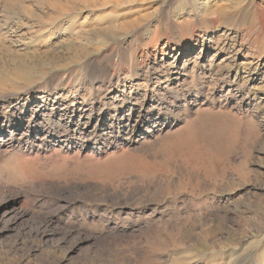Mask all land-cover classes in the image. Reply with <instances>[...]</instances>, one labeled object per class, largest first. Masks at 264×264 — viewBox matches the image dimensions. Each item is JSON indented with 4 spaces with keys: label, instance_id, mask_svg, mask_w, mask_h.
<instances>
[{
    "label": "rangeland",
    "instance_id": "rangeland-1",
    "mask_svg": "<svg viewBox=\"0 0 264 264\" xmlns=\"http://www.w3.org/2000/svg\"><path fill=\"white\" fill-rule=\"evenodd\" d=\"M145 1L0 0V219L73 241L0 221V264L264 260V0Z\"/></svg>",
    "mask_w": 264,
    "mask_h": 264
},
{
    "label": "bare ground",
    "instance_id": "bare-ground-1",
    "mask_svg": "<svg viewBox=\"0 0 264 264\" xmlns=\"http://www.w3.org/2000/svg\"><path fill=\"white\" fill-rule=\"evenodd\" d=\"M209 1H212V0H209ZM232 1V0H231ZM234 1V0H233ZM232 1V2H233ZM144 2H146L145 0H117V3H118V5H121V6H128V7H131V8H140V7H143V6H136V5H144L143 3ZM149 2V1H148ZM231 2V3H232ZM98 4V3H97ZM230 5V4H229ZM233 5H235V4H233ZM94 6H96V5H94ZM105 6V5H104ZM110 5H108V7H109ZM146 6V5H145ZM198 6L200 7V8H206V10L207 9H209V11H211L212 9H211V7H209V5L207 4V2H204V0L203 1H201L200 3H198ZM231 6V5H230ZM114 7V6H113ZM214 8V7H213ZM98 9V8H97ZM101 9H103V8H101ZM105 9V8H104ZM130 9V8H129ZM90 10L91 9H87V8H80V9H71V10H64L63 11V13L62 14H60L59 16H55V17H52L51 19H50V21H49V23L51 22L52 24L53 23H57V20H59V19H62V17H64V16H67V15H71V14H73V13H78V12H90ZM95 10V9H94ZM111 10V9H110ZM230 10V8L227 6V4H225L224 6H221V7H218V6H216L215 7V10L213 9V12H217V13H219V14H221V13H225V12H227V11H229ZM232 10V9H231ZM60 12H61V10H60ZM91 12H92V10H91ZM128 12V11H127ZM206 12V11H205ZM209 13V12H208ZM212 14V13H211ZM218 15V14H217ZM144 16V15H143ZM146 17V16H145ZM41 18V17H40ZM137 18V17H136ZM133 19V18H132ZM47 20V19H46ZM138 19H133V20H131L130 22L128 21V22H124L123 24H121V30H123V29H126L128 26H130V27H132L133 25H135V26H139V25H143V24H139L138 23V21H137ZM45 21V20H44ZM46 22V21H45ZM115 22V21H114ZM145 23V22H144ZM7 25V24H6ZM100 30H102V29H100ZM109 30V29H108ZM97 31H99V30H97ZM110 31V30H109ZM108 31V32H109ZM118 31H119V29H118ZM95 33V32H94ZM21 34V33H20ZM92 34V33H91ZM93 35V34H92ZM114 33L112 34H107V33H105V31H104V33H102L101 32V34L99 33V34H97V35H93L95 38H96V41H97V48L100 50L101 49V47L103 46V45H105V43L108 41V40H111V39H115V37H114ZM85 38V37H84ZM94 41V40H93ZM109 43V42H108ZM85 47V46H84ZM72 48V47H71ZM68 53V52H67ZM89 54V53H88ZM81 55H83V54H81ZM71 61H74V59H70ZM69 60V61H70ZM66 63V62H65ZM244 64V63H243ZM34 67V66H33ZM15 68V67H14ZM20 72L18 73L17 72V75H20V76H26V75H29L30 74V71H31V69L28 67V66H24V67H21L20 68V70H19ZM100 73V72H99ZM101 74V73H100ZM98 77V76H97ZM246 78V77H245ZM165 103V102H164ZM175 108H177V106L175 105V106H173V109H175ZM166 110V109H165ZM14 112V111H13ZM39 112V111H38ZM35 114V113H34ZM36 116L37 117H39L40 115L37 113L36 114ZM32 117H33V115H32ZM30 121H32V119L30 120ZM102 121V120H101ZM17 124V123H16ZM70 124V123H69ZM146 125L148 126V125H150V123H145L144 124V127H146ZM1 126L2 125H0V128H1ZM72 126V125H71ZM86 127V126H85ZM95 128V127H94ZM152 128V127H151ZM113 129V128H112ZM2 130V128L0 129V131ZM22 135V134H21ZM93 137V136H92ZM91 137V138H92ZM21 138V137H20ZM23 138V137H22ZM89 138V137H88ZM88 138H87V140H88ZM48 139V138H47ZM90 139V138H89ZM36 145H37V143H36ZM40 145V144H39ZM18 155V154H17ZM89 190V188H76V189H68L67 191H58L59 193H58V195H61L60 197H62V198H65V197H70L72 194H70V192H77V193H82V192H87ZM62 192V193H61ZM64 196V197H63ZM14 198H16L17 199V196L16 197H14ZM66 198V199H67ZM15 199V200H16ZM5 199H2V200H0V205L2 204V203H4L5 201H4ZM69 200V199H68ZM52 201V200H51ZM69 201H71V200H69ZM39 206V205H38ZM46 208V207H45ZM43 209V208H42ZM62 209V208H61ZM60 209V210H61ZM24 210V209H23ZM21 208H19V206L18 207H16V201L14 202V204L13 205H11V206H7L6 208H5V210L3 211V213L1 214V219H0V221H4L6 224H5V226H6V228H9L10 226H12V225H14L15 227L17 226V228H20V227H25V226H27V224H29L30 223V226H31V228H33L34 230H36L37 232H41V231H43V232H53V233H59V235H63V238H61V239H59V241L61 242V244L62 243H64V244H67V243H70V242H73V241H69V239H68V233H64V232H62V230H60L59 228H57V227H55V225H54V223H53V221L50 219V217H48L49 216V214H51V213H42V215L41 216H37V217H30V214L28 213V212H26V210L25 211H23ZM59 209L57 210V211H60ZM38 211V210H37ZM42 211H44V210H42ZM56 211V212H57ZM28 219H30V220H28ZM59 242V243H60ZM76 244H77V242L75 241L72 245L73 246H76ZM223 245V244H222ZM72 246V247H73ZM88 246H90V248H92V245H88ZM220 246V245H219ZM214 248V247H213ZM220 249H226V248H228L227 246H221V247H219ZM246 249H248V248H246ZM246 249H244V250H246ZM191 252V251H190ZM225 254V253H224ZM223 255V254H222ZM242 255H243V253L241 254L240 252H235V253H231V255H229V257H227V259H229L228 260V262L226 263V264H239V259H241L242 258ZM188 256V255H187ZM186 257V256H185ZM220 257V256H219ZM217 258V257H216ZM218 259V258H217ZM216 260V259H215ZM189 261V258L187 259V262ZM226 262V261H225ZM182 263V262H181ZM184 263V262H183ZM195 264L197 263V262H194ZM221 263H222V261H221ZM220 263V264H221ZM262 263L264 264V260H262ZM261 263V264H262ZM187 264V263H186Z\"/></svg>",
    "mask_w": 264,
    "mask_h": 264
}]
</instances>
